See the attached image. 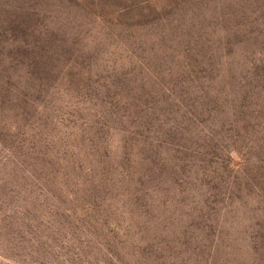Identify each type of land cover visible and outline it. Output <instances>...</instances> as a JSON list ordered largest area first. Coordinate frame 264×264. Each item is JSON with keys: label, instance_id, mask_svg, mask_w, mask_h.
I'll return each instance as SVG.
<instances>
[{"label": "rangeland", "instance_id": "1", "mask_svg": "<svg viewBox=\"0 0 264 264\" xmlns=\"http://www.w3.org/2000/svg\"><path fill=\"white\" fill-rule=\"evenodd\" d=\"M0 264H264V0H0Z\"/></svg>", "mask_w": 264, "mask_h": 264}]
</instances>
